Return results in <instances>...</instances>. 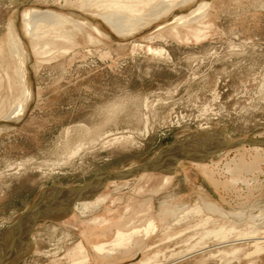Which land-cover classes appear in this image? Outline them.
<instances>
[{"label":"rangeland","instance_id":"374dc122","mask_svg":"<svg viewBox=\"0 0 264 264\" xmlns=\"http://www.w3.org/2000/svg\"><path fill=\"white\" fill-rule=\"evenodd\" d=\"M33 10L62 22L29 30ZM205 130L264 135V0H0V228L49 187ZM96 198L3 238L0 264H264V147L108 181Z\"/></svg>","mask_w":264,"mask_h":264},{"label":"water","instance_id":"95a60500","mask_svg":"<svg viewBox=\"0 0 264 264\" xmlns=\"http://www.w3.org/2000/svg\"><path fill=\"white\" fill-rule=\"evenodd\" d=\"M219 131V134L209 130L199 131L194 132L195 137L178 138L143 163L121 170L103 171L79 186H52L43 190L28 209L0 228V241L20 228L25 231L32 228L40 217L70 212L75 201L100 192L108 181L128 179L142 172L173 173L178 162L182 160L204 162L222 150L242 145L264 147V135L228 141L224 137V131Z\"/></svg>","mask_w":264,"mask_h":264},{"label":"bare ground","instance_id":"6f19581e","mask_svg":"<svg viewBox=\"0 0 264 264\" xmlns=\"http://www.w3.org/2000/svg\"><path fill=\"white\" fill-rule=\"evenodd\" d=\"M161 3V2H160ZM160 5L161 4H154V6L156 7H160ZM155 7H154V9H155ZM164 7V6H163ZM151 9H153L152 7H151ZM150 9V10H151ZM163 9V8H162ZM161 8H160V10H162ZM149 10V11H150ZM158 10H159V8H158ZM29 11V10H28ZM28 11H26V12H24V15L26 16L29 12ZM154 13L153 14H155V15H157V14H159V13H156L155 12V10H152ZM151 11V12H152ZM28 12V13H27ZM30 12H32V11H30ZM39 12H41V11H36V10H33V12H32V17L30 18V21H28L29 23H30V25H28V28H29V30L30 29H32V27H33V25L36 23V21L37 20H39L41 17H43V18H47V19H52L53 18V14L51 15V14H43V15H41ZM46 12V11H45ZM49 12V11H48ZM159 12V11H158ZM50 13V12H49ZM30 14V13H29ZM152 14V15H153ZM23 15V16H24ZM29 16V15H28ZM119 16V15H118ZM52 17V18H51ZM56 17H57V15H56ZM115 18H117V19H115ZM113 17L112 16V18H111V20L113 19H115L114 21L112 20V23H113V26L115 27V28H118V30L120 29L121 30V28H124L125 26H127L126 24H123V22H120L119 21V19H118V17L116 16V17ZM119 18H121L120 16H119ZM124 18V17H123ZM123 18H121V19H123ZM126 18V17H125ZM47 19H45L44 21H48ZM61 19V17H58V19L56 18V19H54L53 18V20H54V22L53 23H56V21H59ZM65 19V18H64ZM63 19V20H64ZM131 19V18H130ZM52 20V21H53ZM56 20V21H55ZM107 20L108 21H110V19L109 18H107ZM124 20V19H123ZM122 20V21H123ZM134 20V19H133ZM40 21H43V20H40ZM50 21V20H49ZM48 21V23H51V21L49 22ZM38 22V21H37ZM62 22V21H61ZM60 21H59V23H61ZM126 22V21H125ZM128 22V21H127ZM58 23V24H59ZM136 24V23H135ZM52 26V25H51ZM113 26H112V28H113ZM96 28V27H95ZM114 29V28H113ZM125 29V28H124ZM127 29H129V27L127 28ZM127 29H125V31H127ZM117 30V29H116ZM114 31H115V29H114ZM122 31V30H121ZM129 31V30H128ZM24 69V68H23ZM25 71V70H24ZM27 71V70H26ZM23 79V78H22ZM25 86H26V84H24ZM26 88V87H25ZM24 88V89H25ZM27 90V89H26ZM28 92V91H27ZM18 108H16V110H17ZM17 112H18V110H17ZM15 114L16 113H12L10 116L8 115V117L7 118H14L15 117ZM211 132V131H210ZM212 132H214V133H218L219 134V130H215V131H212ZM196 136V133H192V134H188V135H186V137L185 138H183V139H189V138H192V137H195ZM175 170V169H174ZM142 173H147V172H142ZM166 174H171V173H166ZM101 192V191H100ZM100 192H97V193H95L94 195H92V196H89V197H85V198H81L80 200H78V201H75L74 203H73V205L76 203V205H74L75 207H77L78 205H81L82 206V208L83 209H88V208H90V207H95V206H92L91 204H93V203H95V201H96V196L100 193ZM57 200H59L58 198H56ZM98 200V199H97ZM79 202V203H78ZM210 204V203H209ZM208 204V205H209ZM215 205V204H214ZM213 204H211L210 206H209V208L210 207H212L214 210H216L214 207H217V205L216 206H214ZM204 206H205V204H204ZM206 206H207V204H206ZM205 208H207V207H205ZM212 208H210V209H212ZM208 209V208H207ZM220 209V208H219ZM173 210V209H172ZM209 210V209H208ZM213 210V211H214ZM218 210V209H217ZM172 214H173V212H172ZM175 215V214H174ZM29 229L27 228V230L25 231V234L27 233V231H28ZM27 249V250H26ZM29 249L28 248H24V247H21V248H17V249H15L14 251H13V253H11V255L9 254V253H6L5 251H4V253L3 254H1L2 256H3V258H5L6 260L5 261H7V262H14L16 259H18V257H20V256H22V255H24L27 251H28ZM10 255V256H9Z\"/></svg>","mask_w":264,"mask_h":264}]
</instances>
